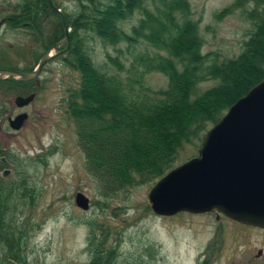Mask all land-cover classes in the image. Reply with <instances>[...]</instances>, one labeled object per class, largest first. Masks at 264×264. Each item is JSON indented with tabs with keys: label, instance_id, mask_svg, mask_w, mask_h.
<instances>
[{
	"label": "trees",
	"instance_id": "obj_1",
	"mask_svg": "<svg viewBox=\"0 0 264 264\" xmlns=\"http://www.w3.org/2000/svg\"><path fill=\"white\" fill-rule=\"evenodd\" d=\"M74 1V12L65 11L72 27L69 45L61 47L58 58L80 74L79 85L66 97L67 113L86 155L85 168L104 196L154 183L182 160L186 144L199 146L206 131L264 78V0L249 13L255 28L240 54L221 60L211 59L215 52L203 51L204 39L199 21L191 18L190 0ZM241 2L224 8L220 16ZM137 11L141 17L129 30L125 22ZM49 14L56 15L48 0H24L15 6V15L29 16L32 24L38 15ZM35 31L47 38L45 50L64 37L62 27L47 35L38 28ZM91 34L104 45L115 46L117 55L109 52L107 57L119 70L125 67L121 44H127L128 75L98 65L90 52ZM142 43H146L143 50L138 48ZM31 53L36 63L43 55L34 49ZM151 71L163 72L169 79L167 87L146 85L144 75ZM211 79L215 84L201 87ZM14 80L15 87L21 88L24 79ZM1 81L9 83L10 79ZM4 114L0 111V123ZM2 155L10 158L0 139ZM45 157L40 153L29 162L19 161L23 169L14 178L2 176L5 164L0 159V264H38L31 257V243L41 224L30 215L38 194L26 169L46 162ZM91 225L89 264H110L117 255L107 245L108 235Z\"/></svg>",
	"mask_w": 264,
	"mask_h": 264
},
{
	"label": "rangeland",
	"instance_id": "obj_2",
	"mask_svg": "<svg viewBox=\"0 0 264 264\" xmlns=\"http://www.w3.org/2000/svg\"><path fill=\"white\" fill-rule=\"evenodd\" d=\"M9 1L13 9L8 0H0V17L13 11L15 14V6L24 2ZM190 1L191 18L199 21L204 39L203 51L215 52L211 59L239 55L244 41L255 28L249 13L261 0H242L223 16L220 12L237 0ZM57 2L67 12L73 13L76 8L74 0ZM140 17L137 11L125 22L126 28L131 30ZM47 21L54 26L55 15L49 16ZM34 30L0 28V65L15 64L23 68L36 64L37 58L31 52L33 49L36 53L43 52L47 38L44 35L40 38ZM88 42L99 66L128 75L131 58L126 43L121 44L124 51L120 57L125 67L119 70L107 57L109 52L117 55L115 46L104 45L92 34ZM145 46L146 43H142L138 48L143 50ZM40 77L42 89L31 104L21 109L29 114L25 124L17 130L12 129L8 121L0 126V139L11 155L10 177H18L23 169L21 165L29 159L46 154V162H36L26 169L38 194L30 211L41 224L31 243V257L38 264H89L91 223L96 224L102 234L105 231L107 245L115 250L117 256L110 264H200L206 258L208 264H264L263 228L226 216L218 218L216 212L181 211L158 215L147 196L152 183L124 189L111 197L102 195L85 168L86 155L79 146L75 123L67 113L66 97L71 88L79 85V72L65 66L56 56L45 65ZM168 80L160 71L144 75L145 84L153 89L167 87ZM215 82V79L204 81L201 87H211ZM9 87V83L0 81V105L10 107ZM18 110L15 105L14 114L20 112ZM201 142L199 146L198 143L186 144L179 163L196 155ZM78 191L90 197L89 209L77 205Z\"/></svg>",
	"mask_w": 264,
	"mask_h": 264
},
{
	"label": "water",
	"instance_id": "obj_3",
	"mask_svg": "<svg viewBox=\"0 0 264 264\" xmlns=\"http://www.w3.org/2000/svg\"><path fill=\"white\" fill-rule=\"evenodd\" d=\"M49 4L63 25L64 37L40 58L33 70L0 68V79L37 78L47 62L69 45L71 28L66 13L56 0ZM36 94L18 95V106L29 104ZM28 112L9 122L21 128ZM1 160L10 165L6 156ZM12 170L4 168L9 177ZM151 208L158 215L181 211L216 212L235 221L264 229V78L229 107L205 133L198 153L175 165L158 178L148 190ZM76 203L89 209L90 197L78 191Z\"/></svg>",
	"mask_w": 264,
	"mask_h": 264
},
{
	"label": "flooded vegetation",
	"instance_id": "obj_4",
	"mask_svg": "<svg viewBox=\"0 0 264 264\" xmlns=\"http://www.w3.org/2000/svg\"><path fill=\"white\" fill-rule=\"evenodd\" d=\"M10 1L8 0V4L11 5V7L13 6L11 3H9ZM13 9V7L11 8ZM49 16H54V15H38L36 18V22L32 24V22H30V20H27L29 19L30 17L29 16H26V15H15L14 14V11L10 14H5L3 16L0 17V28H2L3 26L5 27H10V31L14 30L15 27H24L26 29H29V28H33V29H36L38 28L40 31H43L45 32L46 30L51 34L52 32L56 31L57 28L59 27H62L63 28V25L61 23V21L59 20L58 16L55 15V18H56V23L54 24H51L47 21V19L49 18ZM21 18L23 19H26L24 20L25 22L19 24V25H15L14 22L15 21H20ZM46 27V28H45ZM35 31V30H34ZM33 31V32H34ZM37 33V32H36ZM57 42V41H56ZM56 42L52 43L48 49H50ZM44 50L43 51V54L48 50ZM61 50V49H60ZM35 63L33 64L32 67L28 68L27 69V66L26 67H20V66H15V64L13 65H0V68H18V69H25V70H31L35 67ZM43 72V71H42ZM42 72L39 74V76L37 78H31V79H25V78H21V80L24 79V82L21 84V88H15V80L14 78H9L10 79V87H9V90H10V107L7 105V106H4V105H0V110L3 111L5 114H4V117L2 118V122L5 121V118L8 119V118H11V117H15L16 115H18L21 111V109L25 108L26 106L20 108L18 107L17 103H16V96L18 95H23V96H27L31 93H35L36 96L35 98L37 97L38 93L40 92V90L42 89V81H41V74ZM15 89H18L17 92H16V95L15 97L13 96L15 93ZM34 98V99H35ZM34 99L29 103L31 104ZM27 104V106L29 105ZM15 105L17 106V109H19L18 113L14 114V111H15ZM24 111V110H23ZM10 127L12 129H14L10 123ZM11 157V155H10Z\"/></svg>",
	"mask_w": 264,
	"mask_h": 264
}]
</instances>
